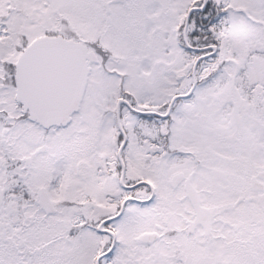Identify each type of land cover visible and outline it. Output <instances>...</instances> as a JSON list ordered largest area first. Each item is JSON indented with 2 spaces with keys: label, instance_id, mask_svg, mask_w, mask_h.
I'll return each instance as SVG.
<instances>
[{
  "label": "snow or ice",
  "instance_id": "snow-or-ice-1",
  "mask_svg": "<svg viewBox=\"0 0 264 264\" xmlns=\"http://www.w3.org/2000/svg\"><path fill=\"white\" fill-rule=\"evenodd\" d=\"M0 264H264V0H0Z\"/></svg>",
  "mask_w": 264,
  "mask_h": 264
}]
</instances>
